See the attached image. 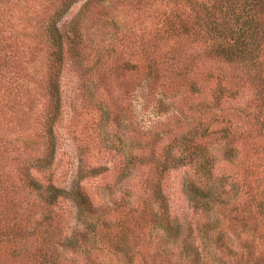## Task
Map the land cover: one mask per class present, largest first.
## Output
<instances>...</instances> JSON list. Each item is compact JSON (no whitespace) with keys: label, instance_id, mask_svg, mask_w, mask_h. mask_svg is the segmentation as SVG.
<instances>
[{"label":"trees","instance_id":"obj_1","mask_svg":"<svg viewBox=\"0 0 264 264\" xmlns=\"http://www.w3.org/2000/svg\"><path fill=\"white\" fill-rule=\"evenodd\" d=\"M77 1L0 0V264H264V0H86L67 18ZM112 1L157 17L156 37L142 44L129 35L137 25L112 14ZM119 44L138 79L131 95L156 117H175L160 149L156 125L141 130L131 119L123 138L117 114L108 129L112 105L98 95ZM68 60L85 99L102 109L99 152L120 156L115 181L99 185L109 196L84 182L109 170L85 140L72 180L57 182ZM219 150L233 170L218 164ZM146 164L156 175L143 195L131 181ZM187 164L196 223L172 210L163 186ZM65 200L76 210L64 227Z\"/></svg>","mask_w":264,"mask_h":264},{"label":"rangeland","instance_id":"obj_2","mask_svg":"<svg viewBox=\"0 0 264 264\" xmlns=\"http://www.w3.org/2000/svg\"><path fill=\"white\" fill-rule=\"evenodd\" d=\"M85 1L86 0H78L76 3H74L67 13V18H72L77 15ZM109 9L112 11V14H119L120 18L122 21H125V23L134 22L137 25V27H135V25L130 26L133 28V30L128 31L127 33H129V35L135 39L138 38L139 41L141 40L140 43L147 44L149 39L156 37L154 34L155 30L151 29L150 27L152 26L153 20H156L155 18L157 17H147L143 14L141 9L123 7L113 1L110 3ZM17 15L18 19H20L19 12H17ZM23 15L24 21L32 20V17L34 16L32 13L28 14L26 12H23ZM143 19L144 25L142 26L140 25V22ZM37 20L42 19L38 17L36 18V21ZM154 28H156V26H154ZM93 30H95V27H93ZM43 37L44 36H40L39 34L35 36L33 40L40 41ZM127 50L128 48L126 45L119 44L117 52L110 61L111 72H113V74L107 78L106 84L108 85H104V88L100 90L98 95V97L107 96L108 101L112 105V119L108 129L111 131V133L117 129V124L116 122L114 123L113 120L117 114L120 115L119 117L117 116V118L125 124L122 129L123 138L127 137L129 132L128 123H130L131 119H134V122L138 123V126L141 127V130H148L149 127L156 125L155 132L160 133L162 137L161 145L158 147V149H160L170 142L171 137L175 135V131L169 134L164 133L165 129H169L174 126L175 117H171V113L169 112H163L162 115L160 114L156 117L152 106L147 107V104L143 101V98L140 99L137 96L131 95L133 92L132 86L138 82V79L136 73L126 69V67L123 65V62L127 59ZM43 57L44 53L39 56V60H42ZM115 59L117 60L115 61ZM108 68H110L109 65ZM62 87L65 101V111L61 121L57 125V131L60 136L59 151L57 160L55 162L58 176L57 182L63 185L70 183L72 177L76 173L79 162L77 152L78 144L85 140L91 142L93 147L95 155L93 162L107 163L109 170L105 171L104 174H100L90 180H85L84 182L89 188H91L92 191L95 192L97 188H100L98 191L102 196H109L108 191L102 189L99 185L103 184L104 182L115 181V175L117 174L120 156L114 152H99L100 148L95 143L99 142V139H101V136L105 135L106 131V129L101 126L102 109L92 103H89L81 93L78 76L71 60H68L66 63L64 74L62 76ZM184 91L185 90L183 89L181 91L183 93L178 95V101L180 103L184 97ZM185 98L182 100V105L180 106H184V108L188 109L187 104L191 102V98ZM239 102L244 104L245 99L236 101L230 100V105L232 106L233 103L237 104ZM132 106L134 107L132 108ZM132 112L134 113L133 116ZM175 113L177 114L176 110ZM179 115L180 117H183L181 112ZM139 134L141 133L139 132ZM152 142L153 138L150 140V143ZM218 154V159L220 160L218 164H220L221 168L228 171L233 170L235 164L226 159L221 160L222 153L220 150L218 151ZM155 175L156 171L152 168L151 164H146L143 176H140L138 180L135 178V180L131 181V184L134 186L135 190L137 189L141 194L148 195L150 193L151 187L150 180L155 177ZM195 176L196 174L194 167L191 166V164H187L176 169H171L164 178L163 186L165 193L169 197L172 210L181 216L187 215L196 223L199 217L195 214L194 208L190 203L188 193L185 189V182L191 180ZM136 195H138V193H136ZM57 208L59 210V216L60 214H63L62 218L60 216V223H63L62 225L64 227L68 225L72 226L74 224V218L71 212L76 210V206H73L71 201L65 200L62 202V205L58 206Z\"/></svg>","mask_w":264,"mask_h":264}]
</instances>
